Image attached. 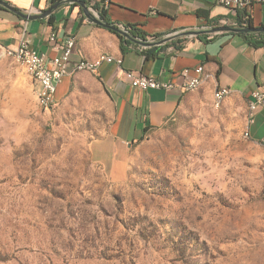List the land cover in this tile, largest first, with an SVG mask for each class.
Wrapping results in <instances>:
<instances>
[{
    "label": "rangeland",
    "instance_id": "obj_1",
    "mask_svg": "<svg viewBox=\"0 0 264 264\" xmlns=\"http://www.w3.org/2000/svg\"><path fill=\"white\" fill-rule=\"evenodd\" d=\"M36 91L0 45V264H264V146L244 102L195 90L125 148L101 90L50 113Z\"/></svg>",
    "mask_w": 264,
    "mask_h": 264
},
{
    "label": "crops",
    "instance_id": "obj_2",
    "mask_svg": "<svg viewBox=\"0 0 264 264\" xmlns=\"http://www.w3.org/2000/svg\"><path fill=\"white\" fill-rule=\"evenodd\" d=\"M4 1L32 15L51 11L44 17L28 19L0 4L2 47L17 46L26 27L32 46L44 53L48 61L56 55L50 40L53 31L61 38L76 36L71 65L81 57L96 58L100 54L123 59L121 67L115 62H104L97 72L82 70L64 76L58 83L56 99L63 100L71 90H101L112 104L108 136L125 148L150 138L166 125L185 108L195 90L227 87L231 90L227 100L232 104L240 100L248 110L252 91L264 85L262 3H255L249 10L252 27L260 30L245 33L213 31L222 26L238 27L234 23L241 17L240 11L229 9L217 0H110L104 9L110 23L134 25L151 43L163 40L142 45L131 40L124 43L111 28L95 22L97 16L86 0ZM155 36L159 38L151 40ZM198 66L203 70L202 84L195 90L141 89L124 75V70L131 69L179 83L182 70L189 69L195 74ZM248 133L251 142L264 146V102L252 119L246 121L245 134ZM114 151L117 152L116 147Z\"/></svg>",
    "mask_w": 264,
    "mask_h": 264
},
{
    "label": "built area",
    "instance_id": "obj_3",
    "mask_svg": "<svg viewBox=\"0 0 264 264\" xmlns=\"http://www.w3.org/2000/svg\"><path fill=\"white\" fill-rule=\"evenodd\" d=\"M86 1L89 9L99 18L100 11L110 4V0ZM217 2L229 9L241 12L240 20L234 23L238 27L248 26L250 21L249 10L255 3L264 4V0H217ZM117 26L127 30L125 25ZM26 32L27 29L25 27V34L17 46L7 47L5 49L7 53L15 56L24 68H32L34 81L39 85L36 91L38 102L40 107L46 112L50 113L58 104L56 99L58 83L64 76L76 72L78 67H86V71L97 72L104 62H115L119 67L122 66L123 59L116 58L111 54H100L96 58L81 57L74 63V65H71V57L77 46L76 36L68 35L61 38L55 31L51 33L50 40L53 43V49L56 51V55L48 61L44 53L39 52L32 46L31 40ZM151 40H155V38L151 37ZM195 72V74H191L189 69L182 70L181 81L179 83L172 80L160 79L153 75L136 72L131 69L124 70V75L133 86L141 89L162 88L170 90L179 87L184 91L186 88L193 87L196 83V78L200 74V66L195 69ZM230 94L231 90L227 87L217 88L215 97L216 104L220 105V103ZM263 102L264 85L261 86V88L252 91L251 109L249 110L248 118L249 121L252 119L258 106ZM245 135L248 136L249 133Z\"/></svg>",
    "mask_w": 264,
    "mask_h": 264
},
{
    "label": "water",
    "instance_id": "obj_4",
    "mask_svg": "<svg viewBox=\"0 0 264 264\" xmlns=\"http://www.w3.org/2000/svg\"><path fill=\"white\" fill-rule=\"evenodd\" d=\"M0 4H3L7 8H9V9L17 12L20 16H22L24 18H28V19H34L36 17H44L46 14H48L51 11V9H50L47 12H44L43 14H40V15H32V14L24 13L22 11L17 10L16 8L12 7L10 4H8L4 0H0ZM81 4L87 9V12H89L88 11V7L86 6V3L84 1H81ZM94 20H95V22H97V23H99V24H101L103 26L116 29L117 31H119L120 33H122L123 35H125L126 37L130 38L132 41H135V42H137L139 44H142V45H151V44H156V43H159V42H162L163 41V40H161V41H156V42L151 43V42H148L147 40L136 39V38H133L127 30H125L123 28H120L117 25L114 26V25H112L109 22H105L104 20H102L99 17H94ZM218 30H232V31H242V30H245V31H256V30H260V28L249 27L247 29H244V28H239V27L223 26V27H216V28L213 29V31H218ZM189 33H194V32H189Z\"/></svg>",
    "mask_w": 264,
    "mask_h": 264
},
{
    "label": "trees",
    "instance_id": "obj_5",
    "mask_svg": "<svg viewBox=\"0 0 264 264\" xmlns=\"http://www.w3.org/2000/svg\"><path fill=\"white\" fill-rule=\"evenodd\" d=\"M100 18L102 19V20H104L105 22H109L110 23V21H109V18H108V16H107V13H106V11L104 10V9H102L101 11H100ZM112 25H114V26H116V24H114V23H111ZM253 25H252V23H251V20L249 21V24H248V26L246 27V26H241V27H239V28H244V29H247V28H249V27H252ZM125 27L127 28V30H128V32L130 33V35L133 37V38H136V39H140V40H146L147 38H146V34L144 33V32H142V31H140L137 27H135L134 25H125ZM113 31H115L118 35H119V37L122 39V42L124 41V43H129V42H131L132 40L130 39V38H128V37H126L125 35H123L122 33H120L119 31H117L116 29H114V28H111ZM242 32H245V33H247V31H245V30H242ZM157 38H159L158 36H155V39H157ZM131 40V41H130ZM122 49H125L124 48V46H123V43H122ZM149 54H151V51H149Z\"/></svg>",
    "mask_w": 264,
    "mask_h": 264
},
{
    "label": "bare ground",
    "instance_id": "obj_6",
    "mask_svg": "<svg viewBox=\"0 0 264 264\" xmlns=\"http://www.w3.org/2000/svg\"><path fill=\"white\" fill-rule=\"evenodd\" d=\"M25 70L27 71V73L32 77L34 78V74L32 73V68H25ZM82 70H86V67H78L76 69V71H82ZM202 68H200V74L197 76L196 78V83L194 84L193 87L191 88H186V90H195L198 86H200L202 84ZM249 108L251 109V100H250V103H249Z\"/></svg>",
    "mask_w": 264,
    "mask_h": 264
}]
</instances>
